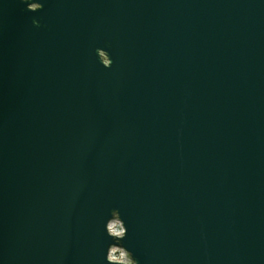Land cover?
<instances>
[{"label":"water","instance_id":"1","mask_svg":"<svg viewBox=\"0 0 264 264\" xmlns=\"http://www.w3.org/2000/svg\"><path fill=\"white\" fill-rule=\"evenodd\" d=\"M113 213L264 264V0H0V264H106Z\"/></svg>","mask_w":264,"mask_h":264},{"label":"clouds","instance_id":"2","mask_svg":"<svg viewBox=\"0 0 264 264\" xmlns=\"http://www.w3.org/2000/svg\"><path fill=\"white\" fill-rule=\"evenodd\" d=\"M22 3L24 5H27L29 3V0H22ZM36 14V12L32 13ZM33 24L36 27H39V21L33 20ZM109 60L108 58H105L104 64H108ZM113 67V61L112 66L108 68H104L106 70H111ZM114 219L110 223H106L105 225V231L107 234V237L110 240H116V244H109L107 248V254L105 257L106 264H138V261L135 259L134 254L123 245V241H125L128 237L127 232V224L124 220L122 222L120 216L116 213H113Z\"/></svg>","mask_w":264,"mask_h":264}]
</instances>
